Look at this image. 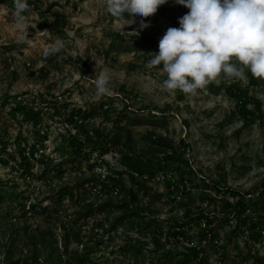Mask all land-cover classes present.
<instances>
[{"label":"rangeland","instance_id":"obj_1","mask_svg":"<svg viewBox=\"0 0 264 264\" xmlns=\"http://www.w3.org/2000/svg\"><path fill=\"white\" fill-rule=\"evenodd\" d=\"M28 2L23 45L0 0V264H264V79L169 92L150 61L189 11L174 0L132 25L106 0ZM174 151L153 175L122 161Z\"/></svg>","mask_w":264,"mask_h":264},{"label":"clouds","instance_id":"obj_2","mask_svg":"<svg viewBox=\"0 0 264 264\" xmlns=\"http://www.w3.org/2000/svg\"><path fill=\"white\" fill-rule=\"evenodd\" d=\"M169 0H106L109 14L120 19L151 17ZM189 11L179 17V27H168L159 41V51L152 53V66H162L163 84L169 91L195 94L220 78L247 82L248 73L264 79V0H174ZM10 10L18 43L32 45L26 14L28 0H13ZM129 25V24H126ZM150 27L141 19L137 32ZM68 46L56 38L42 50L44 57L54 56ZM111 76L101 72L95 80L99 94L110 91Z\"/></svg>","mask_w":264,"mask_h":264},{"label":"trees","instance_id":"obj_3","mask_svg":"<svg viewBox=\"0 0 264 264\" xmlns=\"http://www.w3.org/2000/svg\"><path fill=\"white\" fill-rule=\"evenodd\" d=\"M259 82V79L256 78V77H251V80H250V83L251 84H257ZM242 92H238L237 95H241ZM239 97V96H238ZM243 97V96H241ZM246 104V102H245ZM261 104H259L258 102V105H257V108L258 110L260 109V111H262V108H261ZM121 140V138H119ZM181 160H186V158H184L183 154L181 153H176L175 151L172 152L171 154H167L165 157L163 158H157V159H150V160H146L145 158H142L140 156H134L131 155V154H127L125 153L122 157V161L123 163L125 164H128L129 166H131L134 170L138 171V172H141V174H144V173H149L151 175L155 174L157 171L159 170H166L169 168V163L171 162H174V163H177V162H180ZM132 195V198L134 200L137 199V195L134 194V192L131 193ZM133 201V200H132ZM240 201V200H239ZM245 201L243 200L240 204V206H243V203ZM239 203V202H238ZM123 205L126 206V203H123ZM130 205V204H129ZM239 207V209H241ZM105 206H102L100 209H104ZM92 213V212H91ZM134 213V212H133ZM87 215H90V213L88 212L86 214ZM125 215H135V214H125ZM123 219V218H121ZM198 250L197 249H193V253L194 254H190V255H187L186 257H184L182 260H179V262L177 264H188V263H191L194 261V258L197 257L198 255ZM196 264H204V262L202 260H200L199 262H195Z\"/></svg>","mask_w":264,"mask_h":264},{"label":"built area","instance_id":"obj_4","mask_svg":"<svg viewBox=\"0 0 264 264\" xmlns=\"http://www.w3.org/2000/svg\"><path fill=\"white\" fill-rule=\"evenodd\" d=\"M46 132L43 131V134H45ZM47 141V140H46ZM37 147L36 148H33L32 149V146H27V151L26 153H28V155L30 156L31 159H39L40 157H42V154L45 152V148H41L40 145H36ZM96 169H98V173L100 175H104L105 174V169L104 167H96ZM136 175H141V176H144L143 174L139 173V172H136ZM231 199H234V198H231ZM29 208H31V206H29Z\"/></svg>","mask_w":264,"mask_h":264}]
</instances>
